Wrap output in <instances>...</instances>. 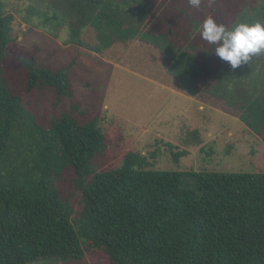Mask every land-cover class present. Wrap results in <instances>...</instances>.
<instances>
[{"label": "trees", "instance_id": "16d2710c", "mask_svg": "<svg viewBox=\"0 0 264 264\" xmlns=\"http://www.w3.org/2000/svg\"><path fill=\"white\" fill-rule=\"evenodd\" d=\"M149 1L50 0L63 7L70 22L68 44L99 54L139 38L158 51L168 73L196 96L206 70L200 58L211 61L215 46L203 53L192 37L200 36L198 26L209 16L222 24L213 9L218 4L206 6L208 13L202 16L177 22L187 28L183 45L173 41L172 35L179 38L175 28H156L155 33L139 28ZM4 12L0 0V264L80 261L83 245L90 264H264V173L151 171L146 157L131 153L120 167L107 169L106 135L98 117L81 122L64 111L43 126L26 109L21 94L11 90L3 69L11 43L10 17ZM248 20L264 22V7ZM86 27L96 33L94 47L80 38ZM21 65L24 91L52 90L55 106L64 109L63 102L73 95L69 69L52 72L35 59H23ZM240 75L246 82L237 80L234 88L247 85L248 97L236 92L223 99L249 131L262 135L264 82L258 94L250 75ZM227 83L233 84L230 79ZM69 110L85 115L77 105ZM183 156L185 152L172 157L177 162ZM66 170L73 173L80 193L81 209L74 219L57 188Z\"/></svg>", "mask_w": 264, "mask_h": 264}, {"label": "rangeland", "instance_id": "374dc122", "mask_svg": "<svg viewBox=\"0 0 264 264\" xmlns=\"http://www.w3.org/2000/svg\"><path fill=\"white\" fill-rule=\"evenodd\" d=\"M2 2L5 15L10 17L11 43L3 69L11 90L21 94L26 109L43 126H48L51 118L64 111L81 122L98 117L106 135L107 169L120 167L124 157L131 153L146 157L147 170L151 171L264 173V133L255 135L249 131L239 120V112L228 107L223 99L224 95L229 97L236 92L243 98L248 97L247 85L234 88L237 80L246 82L240 75L245 71L254 80L252 85L259 94L264 82V55L254 56L249 63L236 69L216 55L210 63H206L208 58L203 56L200 62L206 65V70L199 79L198 94L191 96L160 63L158 51L139 38L115 43L96 54L88 47L68 44L71 25L65 19L62 6L54 7L50 0ZM215 3L218 5H212L213 9L218 11L220 22L227 27L236 21V10L238 19L242 16L236 22L250 23L248 19L256 18L264 7V0H216ZM206 6H209L208 0H201L198 9L191 7L188 0H150L149 7H145L147 12L144 10L147 14L145 22L140 23L139 28L152 33L156 28L164 32L175 28L179 38L172 35L173 41L179 40L180 44L186 45L187 28L177 22L208 13ZM157 20L159 26L155 25ZM80 38L89 47L98 42L91 27L84 28ZM192 38H197L203 53L207 51L205 47L210 49L201 36ZM23 59H35L52 72L69 69L73 95L63 102L64 109L55 106L52 90L24 91ZM248 69L254 71L249 73ZM219 72L221 80L215 77ZM228 79L233 82L230 86ZM72 105H77L79 113L85 115L82 117L70 111ZM182 152L185 156L175 162L172 156ZM73 179L70 170L64 171L57 188L63 200L69 202L74 219L81 205ZM184 183L190 186V182ZM85 248L83 245L84 257L80 261L62 263L48 259L33 264H90Z\"/></svg>", "mask_w": 264, "mask_h": 264}, {"label": "clouds", "instance_id": "9594fccd", "mask_svg": "<svg viewBox=\"0 0 264 264\" xmlns=\"http://www.w3.org/2000/svg\"><path fill=\"white\" fill-rule=\"evenodd\" d=\"M216 0H208L211 7ZM193 8H199L201 0H188ZM201 38L213 45L214 53L232 69L249 63L254 56L264 55V22H238L231 27L218 24L211 16L198 26Z\"/></svg>", "mask_w": 264, "mask_h": 264}]
</instances>
